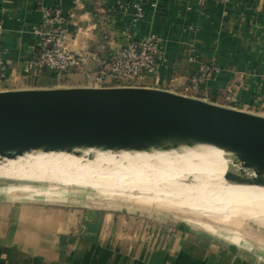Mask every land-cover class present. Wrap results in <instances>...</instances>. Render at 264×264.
Segmentation results:
<instances>
[{
  "label": "crops",
  "instance_id": "crops-1",
  "mask_svg": "<svg viewBox=\"0 0 264 264\" xmlns=\"http://www.w3.org/2000/svg\"><path fill=\"white\" fill-rule=\"evenodd\" d=\"M126 1L144 3V16L135 24L131 14L116 10ZM51 8H60L66 18L68 46L91 50L99 61L65 74L40 68L25 72L37 52L35 29L43 27ZM0 26L7 64L0 72V91L101 87L94 75L127 42L124 34L130 30L137 37L161 39L166 75L185 78L214 61L222 72L209 82L212 90L233 88L240 104L264 108V0H0ZM253 55V60L241 59ZM50 195L0 191V264H264L260 254H244L239 244L197 232L152 249L150 240H137L125 216L85 205L79 197Z\"/></svg>",
  "mask_w": 264,
  "mask_h": 264
},
{
  "label": "water",
  "instance_id": "water-1",
  "mask_svg": "<svg viewBox=\"0 0 264 264\" xmlns=\"http://www.w3.org/2000/svg\"><path fill=\"white\" fill-rule=\"evenodd\" d=\"M204 142L264 174V116L172 91L137 86L0 91V155L73 146L146 148Z\"/></svg>",
  "mask_w": 264,
  "mask_h": 264
},
{
  "label": "bare ground",
  "instance_id": "bare-ground-1",
  "mask_svg": "<svg viewBox=\"0 0 264 264\" xmlns=\"http://www.w3.org/2000/svg\"><path fill=\"white\" fill-rule=\"evenodd\" d=\"M17 174H37L66 185L74 181L79 184L76 186L139 194L177 211L203 214L213 221L208 224L215 229L239 225L241 230L259 231L264 236L260 219L252 221L254 227H244L238 221L248 222V213L237 210V202L245 197L257 196L254 204L264 199V195H258L264 193V174L243 169L236 153L213 144L164 140L141 149L73 146L0 155V175ZM263 204L257 207V216L264 215Z\"/></svg>",
  "mask_w": 264,
  "mask_h": 264
},
{
  "label": "rangeland",
  "instance_id": "rangeland-1",
  "mask_svg": "<svg viewBox=\"0 0 264 264\" xmlns=\"http://www.w3.org/2000/svg\"><path fill=\"white\" fill-rule=\"evenodd\" d=\"M190 56L188 60L194 58L192 55ZM254 56L255 55L252 57L249 56V59H241L244 61L253 60L252 58ZM210 62L214 61H209L208 65L213 66L217 71H214L209 80L195 83L192 79L198 70H200L201 66L206 63L204 62L196 67L192 74H189L185 78L180 79L173 74L166 75L164 71L167 69V64L166 67L162 68L159 72L151 73L146 79L134 82L133 84H136L135 86L137 87L164 89L182 95L193 96L208 102L236 109H244L243 111L264 116V108L254 106L253 102L250 106L246 107L240 104L239 98L233 99L232 94L234 92L231 90L233 88L230 90H212L209 87V82L215 78L217 73L220 74L222 72V68L216 63ZM167 78H170L169 82L166 80ZM27 175H0V191H5L14 195L25 194L43 196L52 194L50 196L79 197V200L85 205L99 206L105 211H114L125 216L124 218L128 228H134V230H136L137 240L138 236L143 237L144 239L141 238L143 240H150L152 249L154 246L159 247L162 244L172 242L175 238L185 236L188 232H197L204 236L221 240L229 246L232 245L236 247V245L239 244L244 254H260L264 259V241H262L264 240V236L259 231L255 233L253 231H248V233L241 230L239 225H237L238 227L230 225L228 228L217 227L215 229V227L208 224H213V221L208 220L203 214H191L182 212V210L177 211L175 208L168 207L157 201H151L139 194L129 195L128 193H119L103 188L93 189L87 186H76L79 184L74 181L70 182L71 185H66L62 181H58L55 178L52 179V177L40 176L37 174ZM258 195L262 198L263 196L261 195H264V193L259 192ZM254 198L257 199V196L254 195L253 199ZM253 199L249 196L237 202V210L242 213H248V218L246 219L248 222H244L243 219H239L238 221L241 222V224H245L244 227H254L256 223L252 221L258 219L264 223V215H258V217L256 212L257 207L259 208L264 203V199L255 204L253 203ZM196 221H203L205 223H197ZM225 228L227 229L224 231ZM260 235H262V238L259 237ZM259 238H261V240Z\"/></svg>",
  "mask_w": 264,
  "mask_h": 264
},
{
  "label": "built area",
  "instance_id": "built-area-1",
  "mask_svg": "<svg viewBox=\"0 0 264 264\" xmlns=\"http://www.w3.org/2000/svg\"><path fill=\"white\" fill-rule=\"evenodd\" d=\"M79 1V0H75ZM142 1L119 2L117 11L131 14L135 24L144 16ZM152 7H157V2H151ZM65 16L60 8L47 10L43 27L35 29L40 36L37 43V52L33 58L32 67L25 69L31 72L32 68L49 69L59 74L86 67L90 61H99V55L88 49L73 50L63 34ZM1 30V26H0ZM127 42L116 48L111 56L104 59L103 68L93 77L95 84L105 86H135L134 82L146 79L151 73L159 72L167 65V56L161 46V39L155 35L137 37L130 30L125 32ZM191 61L194 58L190 59ZM7 64L0 50V72H4ZM214 71L213 66L204 64L193 76V82L209 80Z\"/></svg>",
  "mask_w": 264,
  "mask_h": 264
}]
</instances>
